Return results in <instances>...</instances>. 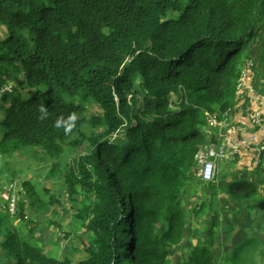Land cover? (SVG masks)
Returning <instances> with one entry per match:
<instances>
[{
    "label": "trees",
    "instance_id": "trees-1",
    "mask_svg": "<svg viewBox=\"0 0 264 264\" xmlns=\"http://www.w3.org/2000/svg\"><path fill=\"white\" fill-rule=\"evenodd\" d=\"M263 25L264 0H0V87L21 89L0 97V156L36 148L57 175L67 147L87 146L62 177L70 203L85 190L87 203L71 215L74 232L85 236V256L59 261L0 228V264H171L194 222L198 244L172 264H216L218 185L193 168L203 146L221 143L208 117L231 113L244 72L258 79L250 44ZM259 57L264 66V45ZM89 103L100 112L87 117ZM41 106L47 119L39 118ZM73 112L76 126L65 134L56 121ZM85 125L101 131L75 140ZM22 187L15 214L7 208L0 222L26 220V206L46 208L32 185ZM219 188L235 202L255 191L234 180ZM198 189L208 199L186 208ZM191 215L198 220L189 223ZM262 232L264 213L223 263L262 260Z\"/></svg>",
    "mask_w": 264,
    "mask_h": 264
},
{
    "label": "rangeland",
    "instance_id": "rangeland-1",
    "mask_svg": "<svg viewBox=\"0 0 264 264\" xmlns=\"http://www.w3.org/2000/svg\"><path fill=\"white\" fill-rule=\"evenodd\" d=\"M5 35L4 28L0 26V39ZM254 39V37H253ZM264 45V25L259 27L258 34L255 37L254 41L250 44V49L253 51V57L257 62V66L260 69L257 76L258 79L253 76V86L258 93L264 95V66L260 62V54L262 51V46ZM260 76V78H259ZM259 81V82H258ZM258 82V83H257ZM258 85L259 88L255 85ZM10 89L13 91H21L17 88L15 83L7 84ZM250 92V90H249ZM260 94H256L254 100L259 97H262ZM100 112V109L97 108L94 104L86 105V116L90 117L93 114ZM256 110L254 111V113ZM212 129V128H211ZM101 131L99 129L93 130L89 125L81 127L80 132L74 139H80L81 135L90 136L92 133H97ZM1 134V131H0ZM1 137V135H0ZM87 151V146L85 144L81 145L78 148H66V151L60 158V173L57 175L50 174L53 161L46 156L41 150L36 148H27L20 152H16L12 157H1L0 156V196L3 201H0V212L5 213L7 208L9 209L10 214H15L14 208L16 200L24 197L25 193L22 187L23 182H28L32 185L41 201L47 203L46 208L43 210L33 208L30 210L29 206L25 208V214L27 219L19 222V220H14L8 218L4 221H1L0 228L4 230L8 228L10 232H15L18 236L24 240H32L38 244L41 248L42 253L50 258L56 260H62L65 257L70 258L73 262L79 260V258L84 257L85 253L83 252V247L85 245V239L82 238L78 233H81V230H77L78 233L74 232V225L71 223V215L74 210L81 207L80 203H87V199L84 197V189L80 190L78 188V195L76 198L77 202L70 203L66 199V186L64 184V179L62 178L67 165L72 164L73 159L78 156L83 155ZM231 170V165L225 164L224 161L216 163V171L214 175L215 178H221V184L225 185L227 180L228 171ZM234 174L231 173V176ZM215 184V181H214ZM10 193H12L10 195ZM190 197L185 203L186 208L190 209L193 205H197L201 200H207L210 193L209 191H204V194L198 189L195 193H190ZM12 196V197H11ZM50 196H54L58 201L55 204L49 202ZM11 198V201H10ZM15 199V201H14ZM216 200L219 201V197L216 196ZM9 201L8 207L6 206L5 201ZM13 200V201H12ZM232 201V200H231ZM226 203L225 199L223 201ZM234 202V201H232ZM64 211V214H62ZM56 212V213H54ZM58 215V216H56ZM205 214L202 215V220L205 219ZM221 218V217H220ZM219 218V220H220ZM59 221V226L51 224V221ZM190 222L193 223L194 216H190ZM261 221V217L258 218V222ZM29 222V223H28ZM34 224L33 232L30 230L31 225ZM196 222L194 224H189L187 226L188 236H184L183 240L171 251L170 260L171 264L173 261L177 260L178 256L186 255L189 248L195 245L196 240L191 236V230L194 233L197 227ZM206 222L203 221V225ZM66 234V235H65ZM4 234H0V243L4 240ZM31 242V241H30ZM3 249L0 248V255L2 254Z\"/></svg>",
    "mask_w": 264,
    "mask_h": 264
},
{
    "label": "crops",
    "instance_id": "crops-1",
    "mask_svg": "<svg viewBox=\"0 0 264 264\" xmlns=\"http://www.w3.org/2000/svg\"><path fill=\"white\" fill-rule=\"evenodd\" d=\"M253 76L254 74L252 73L247 77L246 83L248 85L253 86ZM246 88H241L237 94L234 109L228 117L226 132L228 134L235 133L237 137L247 139L255 132H261V128L256 127L251 119L257 107H264V95L257 92L263 98L259 97L258 100H254L253 94L248 92ZM261 115V124L264 127V110H262ZM211 133L218 137L217 129H214ZM216 136L214 137L220 140ZM221 161H224L227 165H231V170L224 171L230 172L227 175L225 183L234 180L235 182H241L243 186H248L249 183L255 185L252 198L235 202L227 191H222L219 188L220 186L223 187L221 178L218 177L214 180L218 185V204L222 209L218 210L219 218H221L219 220V227L216 229L217 233L215 234L216 241L213 246V253L216 264H228L227 262L223 263L226 254L230 249L254 235L258 218L264 213V154L258 157L252 146H244L233 160L225 158L219 160L218 163ZM231 173L234 175L231 176ZM224 199L226 203L223 202ZM226 228H230L231 230L226 232ZM191 236L194 237L192 230ZM261 236H264V232H262ZM254 258L255 260L250 264H264V257L262 260L257 255Z\"/></svg>",
    "mask_w": 264,
    "mask_h": 264
},
{
    "label": "built area",
    "instance_id": "built-area-1",
    "mask_svg": "<svg viewBox=\"0 0 264 264\" xmlns=\"http://www.w3.org/2000/svg\"><path fill=\"white\" fill-rule=\"evenodd\" d=\"M248 65L249 67H252V65L254 66L252 61H250ZM244 74L246 75V72H244ZM245 75L241 76V83L239 86H244ZM248 89L253 93L251 87H248ZM207 121L210 125L214 126L224 125V122H218L214 116L208 117ZM253 124L255 126H260V112L258 111L253 116ZM244 146H252L258 157L264 154V129L261 132L254 133L247 139L229 137L228 140L220 146L216 147L211 145L210 147H204L197 154V166L193 168V174L202 180H211L215 172V164L211 161V158L234 156L239 153Z\"/></svg>",
    "mask_w": 264,
    "mask_h": 264
},
{
    "label": "clouds",
    "instance_id": "clouds-1",
    "mask_svg": "<svg viewBox=\"0 0 264 264\" xmlns=\"http://www.w3.org/2000/svg\"><path fill=\"white\" fill-rule=\"evenodd\" d=\"M252 61V60H251ZM253 62V61H252ZM253 64H255L254 62H253ZM247 74H248V72H247ZM244 86H240L241 88H244V87H247L246 88V90L249 92V89H248V87H251L252 89H253V98L255 97V95L256 94H258L257 93V90H255L254 89V87H252V85H248L247 83H246V79H245V81H244ZM5 89H8V90H5ZM4 92H12V89H10L9 87H8V85H4V86H1L0 87V97L2 96V94L4 93ZM251 93V92H250ZM261 95V94H260ZM261 98V97H260ZM262 98H263V96H262ZM259 98H257L256 100H258ZM263 100V99H262ZM261 100V101H262ZM260 101V102H261ZM262 110H264V107H257V109H256V112L258 111V112H260V126H256V127H259V128H261V131L264 129V127H262V124H261V119H262ZM255 112V113H256ZM40 113H41V116L39 117L41 120H44V119H47V116H48V111H47V109L44 107V106H41L40 107ZM255 113H253V116H254V114ZM228 117H229V115L227 116V117H225V119H223V120H217L218 122H224V125H222V126H218V125H210V127L212 128V131L214 130V129H217V131H218V137L221 139V143H219V144H215V143H211V144H208V145H205V146H203L200 150H202L204 147H210L211 145H214V146H220L221 144H223L224 142H226V140H228V138L229 137H233V138H237V139H239V137H237V135L235 134V133H233V134H228V132H226V130H227V128H228ZM77 120H78V115H77V113H75V112H73L72 114H70L66 119H64V118H60V119H58L57 121H56V127L57 128H60V127H63V129H64V132H65V134H67V133H70L71 131H72V129L76 126V122H77ZM251 121H252V123H253V117H252V119H251ZM255 133H257V132H255ZM199 150V151H200ZM198 151V152H199ZM228 151V150H227ZM240 153V152H239ZM239 153H237V154H235L234 156H226V157H219V158H211V161H213L214 162V164H215V171H216V163L219 161V160H222V159H229V160H233ZM198 154V153H197ZM196 162H197V155H196ZM214 175H215V172H214ZM214 175H213V178L211 179V180H214Z\"/></svg>",
    "mask_w": 264,
    "mask_h": 264
}]
</instances>
